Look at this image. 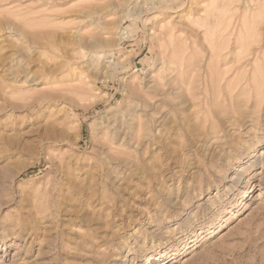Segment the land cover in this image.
I'll list each match as a JSON object with an SVG mask.
<instances>
[{"label": "rangeland", "instance_id": "1", "mask_svg": "<svg viewBox=\"0 0 264 264\" xmlns=\"http://www.w3.org/2000/svg\"><path fill=\"white\" fill-rule=\"evenodd\" d=\"M0 264H264V0H0Z\"/></svg>", "mask_w": 264, "mask_h": 264}, {"label": "bare ground", "instance_id": "2", "mask_svg": "<svg viewBox=\"0 0 264 264\" xmlns=\"http://www.w3.org/2000/svg\"><path fill=\"white\" fill-rule=\"evenodd\" d=\"M223 35H225V34H223ZM222 38H223V36H222ZM224 38H225V37H224ZM221 49H222V48H221ZM210 51H211V49H210ZM210 51H209V52H210ZM213 51H214V50H213ZM220 51H221V50H220ZM215 52H216V51H215ZM217 52H218V50H217ZM210 53H211V52H210ZM212 54H213V52H212ZM218 54H219V52H218L216 55H218ZM220 54H221V52H220ZM209 56H210V55H209ZM214 56H215V55H213V57H214ZM219 56H220V55H219ZM220 57H222V55H221ZM223 57H224V56H223ZM223 57H222V59H224ZM210 58H211V57H210ZM216 58H217V57H216ZM218 58H219V57H218ZM219 59H220V58H219ZM209 60H210V59H209ZM211 60H212V59H211ZM217 60H218V59H217ZM219 61H220V60H219ZM210 62H211V61H210ZM216 65H217V63H216ZM209 66H211V65L209 64ZM210 68H211V67H210ZM215 68H216V67H215ZM217 68H218V67H217ZM213 69H214V68H212L211 70H213ZM214 70H215V69H214ZM214 70H213V72H214ZM216 71H217V70H216ZM223 71H224V70H223ZM220 72H222V71H220ZM225 72L227 73V70L224 71V74H225ZM214 73H215V72H214ZM216 76H217V75H216ZM218 76H220V75H218ZM220 77H221V76H220ZM220 77H219V78H220ZM215 78L217 79V77H215ZM221 79H224V78H221ZM221 79H220V80H221ZM216 81H217V80H216ZM218 81H219V80H218ZM218 81H217V82H218ZM226 81H227V80H226ZM229 81H230V80H229ZM227 82H228V81H227ZM218 83H219V84H218ZM218 83H217V84L220 86V82H218ZM228 83H229V82H228ZM216 86H217V85H216ZM216 86H215V87H216ZM218 89H220V88H218ZM112 149H113V148H112Z\"/></svg>", "mask_w": 264, "mask_h": 264}]
</instances>
